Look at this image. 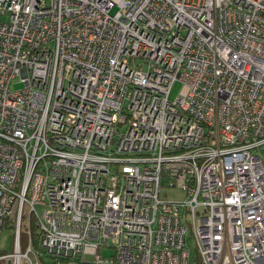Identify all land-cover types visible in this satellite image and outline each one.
<instances>
[{
  "label": "built area",
  "instance_id": "2783aa9c",
  "mask_svg": "<svg viewBox=\"0 0 264 264\" xmlns=\"http://www.w3.org/2000/svg\"><path fill=\"white\" fill-rule=\"evenodd\" d=\"M3 228L0 264H264V0H0Z\"/></svg>",
  "mask_w": 264,
  "mask_h": 264
},
{
  "label": "rangeland",
  "instance_id": "374dc122",
  "mask_svg": "<svg viewBox=\"0 0 264 264\" xmlns=\"http://www.w3.org/2000/svg\"><path fill=\"white\" fill-rule=\"evenodd\" d=\"M115 10H112L111 14H113ZM22 84L19 82L18 79L13 81L10 85V89L13 91H17L22 88ZM181 84L180 83H174L170 89L169 93V99L174 100L178 94L181 91ZM159 199H165L169 201H182L185 199V194L175 188H162ZM185 225L188 230V234L191 233V224L188 219L185 220ZM26 228L23 226L21 229V234L19 238V246L20 248H25L28 243V236L25 233ZM13 232L9 228H3L1 235H0V254H7L14 250L15 245V238L13 237ZM36 249V246H35ZM186 249L189 252V263L190 264H199V258L197 255V249L196 244L193 240V238L187 237L186 239ZM98 254L108 260L113 257V249L111 248H101L98 252ZM32 260H36L35 256L30 255ZM42 264V263H40ZM89 264H95L94 262L89 260Z\"/></svg>",
  "mask_w": 264,
  "mask_h": 264
},
{
  "label": "trees",
  "instance_id": "16d2710c",
  "mask_svg": "<svg viewBox=\"0 0 264 264\" xmlns=\"http://www.w3.org/2000/svg\"><path fill=\"white\" fill-rule=\"evenodd\" d=\"M31 229H32V235H33L32 241H33V244L36 245V243H37V237L35 236V234H36V232H35V226L32 225Z\"/></svg>",
  "mask_w": 264,
  "mask_h": 264
}]
</instances>
